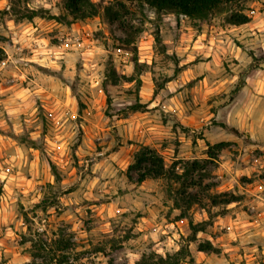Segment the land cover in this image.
Listing matches in <instances>:
<instances>
[{
    "label": "clouds",
    "instance_id": "clouds-1",
    "mask_svg": "<svg viewBox=\"0 0 264 264\" xmlns=\"http://www.w3.org/2000/svg\"><path fill=\"white\" fill-rule=\"evenodd\" d=\"M0 264H264V0H0Z\"/></svg>",
    "mask_w": 264,
    "mask_h": 264
}]
</instances>
